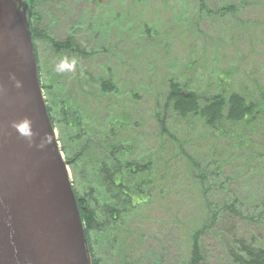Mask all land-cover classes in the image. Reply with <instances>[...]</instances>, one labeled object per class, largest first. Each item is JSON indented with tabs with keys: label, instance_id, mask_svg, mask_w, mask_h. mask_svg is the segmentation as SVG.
<instances>
[{
	"label": "rangeland",
	"instance_id": "1",
	"mask_svg": "<svg viewBox=\"0 0 264 264\" xmlns=\"http://www.w3.org/2000/svg\"><path fill=\"white\" fill-rule=\"evenodd\" d=\"M40 2L43 15L39 28L58 41L73 32L86 53L84 59L76 61L72 57L67 62L71 65L74 60V67L58 71L60 62L36 41L42 74L50 70V76L77 86V69H83L89 78L86 82H94L87 87V105H96L94 100L104 103L95 82L110 79L118 90L114 99L122 111L136 115L145 143L141 145L147 149L156 147L158 123L154 116L156 111L163 114L171 82L201 94L235 92L257 103L264 99V0H203L204 8L198 0ZM226 6L234 7L232 14L218 12ZM221 79L227 85H222ZM164 119L176 124L183 145L188 140L185 149L191 156H207L214 162L219 155L222 159L227 149H233L231 135L236 133L227 126L229 134L209 135L196 120L184 123L169 111L164 112ZM252 127L251 131H242L251 147L243 148V152L260 156L264 154V114ZM176 153L172 151V157ZM241 155L238 152L236 160L225 163L217 182L223 189L216 186L208 200L218 207L232 193L242 205L243 218L223 215L211 228H203L204 206L192 185L186 161L180 157L172 166L182 170H178L179 180L154 186L151 204L141 217L124 223V243L113 248L107 240L93 243L99 264H120L127 257L130 264H186L190 236L198 230L202 231L204 264H225L224 244L231 246L232 240L264 245V174L254 169L246 171ZM222 239L228 242L222 243ZM87 245L89 249L88 241Z\"/></svg>",
	"mask_w": 264,
	"mask_h": 264
},
{
	"label": "trees",
	"instance_id": "2",
	"mask_svg": "<svg viewBox=\"0 0 264 264\" xmlns=\"http://www.w3.org/2000/svg\"><path fill=\"white\" fill-rule=\"evenodd\" d=\"M139 1L136 0V3ZM198 1L201 8H204L203 0ZM28 5V23L35 47L39 83L50 122L57 132L60 151L70 170L72 190L89 244L92 264H99L93 243L107 240L112 248L115 245L119 247L124 243V233L121 234L124 223L141 217L143 211L151 204V191L154 186L158 182L171 185L179 180L181 174L178 170L181 169H174L172 166L180 157L186 161L192 185L195 186L202 201L201 205L204 206L201 219L203 228H211L223 215L244 217L242 205L236 196L232 197V193L227 200L221 201L218 207L215 201L208 200V194L217 190V182L221 179L220 170L227 161L236 160L238 152L242 153L241 159L246 171L254 169L264 174V154L258 156L257 153L243 152V148L250 150L251 147L242 132L251 131L252 126L260 120L264 114V99L257 103L235 92L201 94L171 82L162 106L163 114L160 116V111H156L157 117L154 116L156 124L158 123V134L154 138L156 147L147 149L141 145L145 143L141 127L135 121L136 115L133 117L130 112L122 111L114 99L119 94L118 90L110 79L102 78L95 82L99 86L100 98L105 100L104 103L94 100L96 105H91L90 102L87 105V98L90 96L87 87L94 82H86L89 78L83 69H77V86L71 85L72 83L68 86L59 77L50 76V70L42 74L36 41L42 42L60 64L64 60L68 62L72 57L76 61L84 59L86 53L76 42L73 32L58 41L39 28L43 15V4L40 0H28ZM233 11L234 7L226 6L218 12L232 14ZM220 83L227 85L223 79ZM74 96L78 100H75ZM166 111L184 123L193 120L200 122L209 135L210 132L229 134L226 128L232 129L236 133L231 135L233 149H227L223 158L220 159L219 155L214 162H210L212 160H208L207 156H191L188 149H185L188 140L183 145L176 124L171 119L170 122L164 119ZM172 151H177V155L172 157ZM219 188L223 189L221 184ZM238 206L241 209H238ZM213 209L218 210L213 212ZM201 234L202 231L198 230L190 236L186 264H204ZM232 241L234 244L231 246L224 244L227 251L225 264H264V245L253 240ZM227 242L222 239V243ZM128 260V257L123 258L120 264H130Z\"/></svg>",
	"mask_w": 264,
	"mask_h": 264
},
{
	"label": "water",
	"instance_id": "3",
	"mask_svg": "<svg viewBox=\"0 0 264 264\" xmlns=\"http://www.w3.org/2000/svg\"><path fill=\"white\" fill-rule=\"evenodd\" d=\"M28 13L26 0H0V264H92L40 87ZM25 117L33 121L31 147L19 136L27 129L12 127Z\"/></svg>",
	"mask_w": 264,
	"mask_h": 264
},
{
	"label": "clouds",
	"instance_id": "4",
	"mask_svg": "<svg viewBox=\"0 0 264 264\" xmlns=\"http://www.w3.org/2000/svg\"><path fill=\"white\" fill-rule=\"evenodd\" d=\"M75 61H72V64L69 65L67 63L66 60L61 61V64L58 66V71H63L65 68H69V67H74L75 66ZM11 79L15 80V77H11ZM15 86L17 88L21 87V82L20 81H15ZM33 121L31 119H29L28 117H25L22 121H20L19 123L14 122L12 124V127L17 129L18 126H23L24 128L27 129V133L24 136L19 135L20 137L24 138L26 141H28L29 146H32V142H31V137L33 135L32 130H31V125H32ZM38 148H42L43 147V143H41L40 145H37Z\"/></svg>",
	"mask_w": 264,
	"mask_h": 264
}]
</instances>
